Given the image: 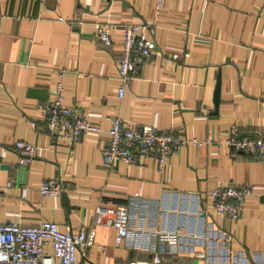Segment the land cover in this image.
<instances>
[{"label": "crops", "instance_id": "1", "mask_svg": "<svg viewBox=\"0 0 264 264\" xmlns=\"http://www.w3.org/2000/svg\"><path fill=\"white\" fill-rule=\"evenodd\" d=\"M141 21L155 49L118 98L122 26ZM96 24L112 27L110 47L92 42ZM59 73L63 103L99 133L71 143L47 130L43 110ZM116 116L126 128L201 140L232 125L250 137L264 132V0H163L160 11L155 0H0V221L89 230L98 205L122 203L128 235L117 245L115 229L95 225L78 264H129L155 252L162 264H264V156L191 145L163 171L151 158L108 166L102 152ZM17 140L37 146L31 162L19 164ZM46 177H60L64 190L41 195ZM228 183L251 186L235 220L212 206L211 189ZM159 229L181 237L169 245Z\"/></svg>", "mask_w": 264, "mask_h": 264}, {"label": "built area", "instance_id": "2", "mask_svg": "<svg viewBox=\"0 0 264 264\" xmlns=\"http://www.w3.org/2000/svg\"><path fill=\"white\" fill-rule=\"evenodd\" d=\"M160 11L163 0H155ZM150 24L146 22L126 23L121 30V52L117 61L120 86L117 94L122 98L128 81L137 76L139 67L151 57L155 42L148 37ZM112 27L96 24L92 32V42L104 47L113 43ZM56 93L46 104L43 115L47 130L57 138L68 142L77 141L83 134L99 133L100 128L91 123L85 112L78 107L63 103L61 73L57 75ZM208 144L242 150L243 152L264 156V132L255 136L242 135L236 125H232L226 135L213 140L188 137L183 130L161 132L151 126L126 128L120 117H113L107 130V142L102 152L105 165L117 161L136 164L143 158L154 160L156 169L163 171L165 160L180 148L195 146L204 148ZM14 150L19 164L31 162L37 155V146L24 140H17ZM10 184V182H8ZM64 190L60 177H46L39 186L41 195L59 194ZM212 206L217 214L237 219L247 197L251 194L248 183L218 185L211 189ZM93 227L82 226L77 231L61 230L53 220H40L36 224L24 225L18 222L0 221V264H78L77 252L94 242L97 224H105L115 229L114 242L118 245L129 233V211L125 204L115 207L98 205L93 216ZM160 241L176 244L179 230H157ZM50 245L51 250H45ZM159 252L148 258H134L129 264H162Z\"/></svg>", "mask_w": 264, "mask_h": 264}, {"label": "water", "instance_id": "3", "mask_svg": "<svg viewBox=\"0 0 264 264\" xmlns=\"http://www.w3.org/2000/svg\"><path fill=\"white\" fill-rule=\"evenodd\" d=\"M219 89H220V82H219V79H218L217 82H216L215 89H214V100H213L216 109H217V104H218V101H219Z\"/></svg>", "mask_w": 264, "mask_h": 264}]
</instances>
